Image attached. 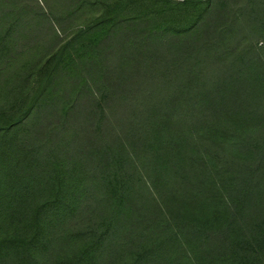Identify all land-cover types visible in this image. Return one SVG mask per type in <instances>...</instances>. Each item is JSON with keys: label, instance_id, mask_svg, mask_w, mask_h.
I'll return each instance as SVG.
<instances>
[{"label": "trees", "instance_id": "obj_1", "mask_svg": "<svg viewBox=\"0 0 264 264\" xmlns=\"http://www.w3.org/2000/svg\"><path fill=\"white\" fill-rule=\"evenodd\" d=\"M0 264H264V0H0Z\"/></svg>", "mask_w": 264, "mask_h": 264}]
</instances>
